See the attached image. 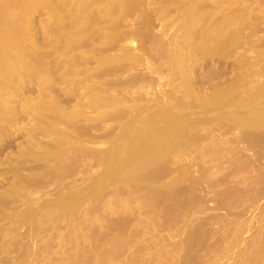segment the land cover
Wrapping results in <instances>:
<instances>
[{
  "label": "rangeland",
  "instance_id": "374dc122",
  "mask_svg": "<svg viewBox=\"0 0 264 264\" xmlns=\"http://www.w3.org/2000/svg\"><path fill=\"white\" fill-rule=\"evenodd\" d=\"M6 1L0 0V5ZM119 1L106 0L90 6L97 22L80 42L91 50L78 47L63 52L69 42L54 38L60 18L66 25L65 35L83 23L84 16L76 10L75 0H52L50 5L62 7L58 17L51 6H41L29 16L26 25L33 43L28 41L25 45L26 56L36 51L41 62L49 67L57 65L49 93L59 92L56 101L75 116L67 123L58 119L56 113L39 114L35 106L48 96L36 82L15 78L17 88L9 94L6 106L13 111V120L2 123L7 132L0 140V195L13 175L33 176L29 177L26 199L14 198L0 208V259L16 254H11L7 246L12 241L34 240L41 244L47 240L48 245H56L61 239L63 243L103 246L97 248L98 254L115 246L119 264H264V126L257 124L260 117H255L257 126L251 121L255 113L250 116L253 124H234L222 115L182 103L181 78L172 69L169 55L178 53L184 57L187 52L183 29L190 3L138 0L134 7L133 0H128L126 9L131 8L130 13L117 16ZM196 1L200 11L208 14L206 22L198 25L201 30L232 15L244 18L245 24L229 54L204 58L195 55L196 64L190 75L192 88L207 95L236 80L247 68V62L251 63L248 84H262L264 0ZM12 11L15 10L3 9L6 22L17 29ZM98 51L106 57L99 66ZM77 59L81 60L79 65L74 61ZM194 63L185 58L187 67ZM105 69L114 71L102 74ZM62 95L70 97L61 101ZM99 102L106 106L91 105ZM238 105L240 112L243 109ZM147 107L149 112L167 107L177 115L189 117L190 125L184 130L181 145L157 161L146 176L115 181L106 189L95 190L70 214L51 221L40 220L42 231L38 235L28 233L29 223L22 218L26 209L47 201L57 203L66 192L90 186L100 171L91 157L79 165L83 158L68 148L36 171L32 163L20 166V157L34 143L42 150L50 144V136L42 132L53 128L48 129L45 123L53 122L54 130L68 134L74 146L79 144L71 132L86 130L96 138L82 144L92 155L119 133L131 110ZM35 175L40 182L36 186ZM47 225L49 231L44 227ZM50 251L46 253L52 255ZM85 252L83 255L88 254ZM9 262L5 264L12 263Z\"/></svg>",
  "mask_w": 264,
  "mask_h": 264
},
{
  "label": "bare ground",
  "instance_id": "6f19581e",
  "mask_svg": "<svg viewBox=\"0 0 264 264\" xmlns=\"http://www.w3.org/2000/svg\"><path fill=\"white\" fill-rule=\"evenodd\" d=\"M75 1L76 10L84 16L83 23L76 27L71 34L65 35L66 25L60 18L56 24V30L54 31V38L56 40L61 39L69 42V45L64 48L63 52H68L69 50L78 47H84L87 50H91L90 47L80 42V38L87 34L90 27L97 22V19L91 13L90 6L106 2V0ZM178 1H185L192 5L185 16L186 23L183 29V41H185L184 44H186L187 52L184 57H181L178 53L176 55H169V58L172 61V69L175 70V73L181 78L183 86L182 103L185 105L197 106L205 113L211 112L217 115L219 114L218 116L222 115L223 118H227L234 124L250 125L253 124L252 122L255 123V121L258 120V117H260L257 124L261 123V126H264V82L257 86L254 85L255 87L248 84L251 74L249 69L251 66L250 62L245 64L247 65V68L243 70L236 80L228 85L213 89L207 95L195 91L192 88L191 83V71L196 64L195 55L198 53L201 58H204L211 55L229 54L238 41V31L240 30V27L245 24L244 18L232 15L216 21L206 30H201L198 28V25H202L203 22H206L208 14H204L200 11L199 2L196 0ZM51 2L52 0H7L5 5H0V140L3 139L7 132V130H4L2 127V123L6 122L10 124L13 120V111L6 106L9 101V94L13 93L17 88V85L14 83L16 77L36 82L42 93H44V96H48V99L43 98L40 104H36V111L39 114L56 113L58 119L64 120L67 123H69L75 116L74 112L66 111L65 108L61 106V103L56 101V96H60L59 92H55L53 89L55 94L49 93L50 90L52 91L51 82L53 80V71L57 68V65L49 67L47 64H44L39 60L36 51L28 56H26L25 53L26 48L24 47L27 42L30 41L33 43L29 40L30 36L26 25L30 14L41 6H51L57 17L60 16L62 7H59L58 4L50 5ZM127 4L128 0H120L117 3V16L130 13L131 8L127 10ZM132 4L134 7H137L139 1L133 0ZM7 8H9V10H15L12 11V13L19 25L17 29H13L8 22H6V14L3 12V9ZM235 24H238V27L235 28L233 26ZM232 26L234 28H232ZM123 38H128V36H123ZM34 47H36V45H34ZM97 53L98 57L96 59V64H98V66L103 65L106 57L103 56L102 51H98ZM185 58H191L195 63L191 64L190 67H187L184 64ZM74 61L76 65L81 63V60L79 59ZM110 71L114 70L105 69L102 74L109 73ZM87 76L88 74H86V77ZM61 83L63 82H60L59 84ZM247 84L248 88L246 86ZM77 85L79 86V84ZM49 88L51 89L49 90ZM69 88L72 89L73 85H70ZM58 90H60V88H58ZM68 97H70V95H62L61 101H64V99H67ZM188 98H191L190 102L187 101ZM236 104H239L238 107H241L243 112L238 111L240 108H236ZM91 105L94 108L99 107V105L104 107L106 106V103L99 102ZM149 110L151 109H148V107L131 110L128 113L127 123L121 130H119V133L112 136L104 148L97 150V152L92 155L82 144L85 140L95 141L96 138L89 136L86 130L79 129L71 132L72 137L75 138L79 144L74 146L75 142L70 140L68 134L54 130L55 126L53 122L45 123V126H47L48 129L53 128L43 130V132L41 131L42 134L50 136V144L42 150L37 143H34V147L32 149H27V154L25 155L24 153V155L20 157V159L25 160L19 162L20 166H25L26 163H32V165H34L33 169L36 171V169H41L40 166H42V168L45 167L44 165H47L51 159L54 160V158L61 156L68 148L72 151L75 150V152L79 154V157L83 158L80 160L79 165L86 157H91L90 161H93L100 171L94 178H92L93 180L90 186L88 185V187H85L84 189L82 188L78 191L74 190L66 192L67 194L59 197V200L60 198H64L66 202L64 199L60 201L58 200L60 203L47 201V203L43 202V205L38 204V207L31 210L27 211L26 209L25 214H22V218L29 223L28 233L31 235H38L39 231H42V229H40L41 226L39 227L41 224L40 220L42 221V219L44 220L47 218L51 221L53 220V217H61V215H64L65 213L67 215L70 214L73 207L76 208L77 205L79 206V203H83L82 200L88 195H92L91 193L95 190L96 193L99 189H106L108 188L106 186H109L111 183L114 184L115 181H127L146 176L147 170L149 171L157 161L164 159L168 152L176 150V148L181 145L180 143L185 137L184 130L190 125L189 117L186 118V116L177 115L172 110H168L167 107L157 112H149ZM253 113H255V116ZM137 115H141L142 117L138 119ZM250 116H254L252 117L254 119L251 120ZM255 117H257V119ZM250 120L252 121L251 123ZM258 126H260V124ZM41 155L42 157H40ZM32 176L31 173L27 175L28 178L18 174L13 175L9 185L0 195V208L8 202H11L12 199L14 200V198L22 200L26 199L24 198L27 197L26 187L30 182L29 177ZM33 178L35 186L38 185L40 183L38 176L35 175ZM75 208H73V210ZM48 214H50V216H48ZM44 227H48L47 229L49 231L50 227L48 225ZM44 231L46 233V229L44 230L43 228V232ZM51 234L50 236L47 235L51 238ZM53 235L54 234H52V237ZM60 240H56L58 241L56 245H48L49 242L47 240L43 241L41 244L35 243L34 240L22 242L21 239L9 242L10 244L6 243L9 244L7 245L9 252L11 253L12 251L16 254L11 256L12 258H4L3 256V258L0 259V262H4L5 264V262H9L10 259V262H12L11 264H119L116 261V255H114L115 250L113 248H115V246L113 248L109 247L110 249L105 251V254H98L97 248H104L103 246L94 247L89 246L90 244H78L77 242V244L74 242L66 243L65 241L63 243V240H61V242ZM234 243H232V247L235 245ZM46 246L47 248L50 246L47 251L51 250L50 252L52 255L46 253ZM112 246L113 244H111V247ZM236 247H238L237 244ZM43 248H46V252L42 250ZM2 250H7V248ZM43 251L47 255H43ZM85 251L88 252L87 255H83ZM0 254H2V252H0ZM68 255L71 257H68Z\"/></svg>",
  "mask_w": 264,
  "mask_h": 264
}]
</instances>
